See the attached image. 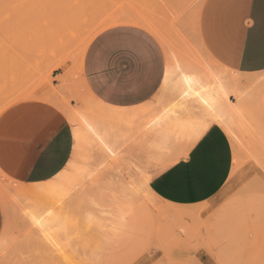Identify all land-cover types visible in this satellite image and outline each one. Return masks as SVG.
I'll return each mask as SVG.
<instances>
[{
	"label": "rangeland",
	"instance_id": "1",
	"mask_svg": "<svg viewBox=\"0 0 264 264\" xmlns=\"http://www.w3.org/2000/svg\"><path fill=\"white\" fill-rule=\"evenodd\" d=\"M149 1L0 0V113L23 99H46L65 112L75 134L69 163L48 182L22 185L0 172V264H134L145 255L152 257L149 264H182L175 256L195 250L201 210L160 199L149 180L152 169L189 149L212 122L207 112L216 111V122L233 142L231 182L264 174V83L244 85L239 74L214 62L195 23L181 31L171 9L169 22L155 30L148 22ZM130 21L160 38L169 72L167 84L131 110L139 115L120 119L89 92L82 64L99 32ZM28 56L33 60L25 62ZM209 94L215 102H204ZM174 123L191 133L179 137L178 129L164 126ZM223 199L230 237L239 234L248 245L259 234L258 243L263 241L264 229L244 223L242 188L217 197ZM183 264L193 263L188 258Z\"/></svg>",
	"mask_w": 264,
	"mask_h": 264
},
{
	"label": "crops",
	"instance_id": "2",
	"mask_svg": "<svg viewBox=\"0 0 264 264\" xmlns=\"http://www.w3.org/2000/svg\"><path fill=\"white\" fill-rule=\"evenodd\" d=\"M169 9L179 14L181 31L195 23L197 37L214 62L239 74L244 85H252L257 79L264 83V0H150L148 22L155 30L169 22ZM167 69L162 41L152 28L135 21L99 32L90 42L82 64L89 92L111 109V116L120 119L139 115L131 110L167 84ZM207 113L212 122L204 124L189 149L152 169L150 175V188L160 199L201 210L197 212L195 250H181L175 257L182 264L188 258L193 264H264V240L258 243L261 235L253 234L248 245L239 234L230 237L231 226L221 211L224 199L217 201L225 191L231 194L242 188L244 223L250 230H263L264 174H245L241 182H231L233 142L216 122V111ZM164 126L178 129L179 137L191 133L176 123ZM74 146L73 126L52 101L23 99L0 113V172L19 184L53 179L69 163ZM175 148L176 143L171 154ZM3 221L0 200V235ZM151 258L145 255L134 264H149Z\"/></svg>",
	"mask_w": 264,
	"mask_h": 264
},
{
	"label": "bare ground",
	"instance_id": "3",
	"mask_svg": "<svg viewBox=\"0 0 264 264\" xmlns=\"http://www.w3.org/2000/svg\"><path fill=\"white\" fill-rule=\"evenodd\" d=\"M28 13H30V12H28ZM31 13H32V12H31ZM33 14H34V13H33ZM32 20H33V19H32ZM32 20H31V21H32ZM28 23H31V24H32V22H29V21H28ZM34 23H35V22H34ZM52 23H53V22H52ZM52 23H51V24H52ZM55 23H56V22H54V25H55ZM57 23H58V24H59V23H62V24H64V25H66V26H69V25L71 24L70 21H62V20H60V19H58V22H57ZM51 26H52V25H51ZM52 27H53V26H52ZM26 29H27V28H26ZM35 29L38 30L37 28H35ZM27 30H28V29H27ZM46 31H48V30H46ZM51 31H52V29H51ZM48 32H50V31H48ZM48 32H47V33H48ZM28 33H29V31H28ZM37 33H38V32H37ZM37 33H36V35H39V34H37ZM45 33H46V32H45ZM50 33H52L51 36H56V34H55L56 31H54V29H53V31L50 32ZM33 34H34V33H33ZM47 37H48V35L46 36V40H48ZM43 38H44V37H43ZM51 38H52V37H51ZM55 38H58V39L60 40V41L58 40V41H59L58 43H61V42H62L61 39H60V37H55ZM38 39H39V36H38ZM49 39H50V38H49ZM41 40H43V39L41 38ZM48 41H49V40H48ZM50 41L52 42L51 39H50ZM50 41H49V42H50ZM51 42H50V45H51ZM32 43H33V42H32ZM39 43H40V42H39ZM47 44H48V42H47ZM52 44L54 45L55 42L53 41ZM56 44H57V43H56ZM34 45H35V44H34ZM37 45H39V44H37ZM37 45H36V46H37ZM57 45H59V44H57ZM51 46H52V45H51ZM30 47H31V46H30ZM33 47H34V46H33ZM54 47H55V46H54ZM31 48H32V47H31ZM28 49H29V47H28ZM28 49H27V50H28ZM49 49H51V48H49ZM26 52H27V51H26ZM26 52H24V55L26 54ZM33 52H34V50H33ZM36 53H37V52H36ZM28 54H29V53H28ZM33 54H34V53H33ZM30 55H31V54H30ZM28 57H29V56H28ZM32 57H34V56H32ZM32 57H29L30 59L26 57L25 59L23 58V60H24V61L27 60V61L30 62V61L33 60ZM35 58H36V57H35ZM31 59H32V60H31ZM25 62H26V61H25ZM189 77H190V76H189ZM187 79H188V78H187ZM229 81H230V80H229ZM211 97H212L211 94H209V96H205V95H204V96H203V100H204V102H205V101L208 102V103L215 102V101L213 100V98H211ZM204 102H203V104H204ZM240 103H241V102H240ZM245 105H246V104H245ZM210 106H211V105H210ZM225 106H226V105H225ZM241 106H243V105H241ZM223 107H224V105H223ZM226 107H227V106H226ZM236 109H237V107H236ZM245 109H246V108H244V110H245ZM237 110H238V109H237ZM253 110H254V109H253ZM227 111H228V109H227ZM228 112H231V111H228ZM238 112H240V111H238ZM231 113H232V112H231ZM235 113H236V112H235ZM165 133H166V132H165ZM171 134H172V133H171ZM162 135H163V134H162ZM173 135H174V134H173ZM164 136H166V135H164ZM178 136H179V135H178ZM162 137H163V136H162ZM167 137H168V136H167ZM164 138H165V137H164ZM164 138H162V140H164ZM159 139L161 140L160 137H159ZM165 139H166V138H165ZM170 139H171V136H170ZM171 141H172V140H171ZM174 142H175V141H174ZM160 144H161V143H160ZM160 144H158V145L160 146ZM163 144H164V143H163ZM163 144H162V145H163ZM171 144H172V143H171ZM167 145H168V144H167ZM157 148H158V147H157V145H156V148L154 147L153 149H154V150H157ZM160 148H161V147H160ZM158 149H159V148H158ZM162 150H163V149H162ZM158 152H159V150H158ZM163 152H164V150H163ZM159 153H160V152H159ZM165 153H166V152H165ZM160 155H161V154H160ZM167 157H168V155H167Z\"/></svg>",
	"mask_w": 264,
	"mask_h": 264
}]
</instances>
